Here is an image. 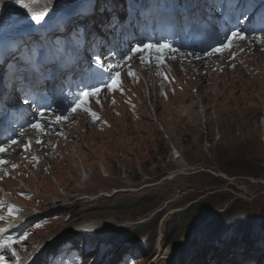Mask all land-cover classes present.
I'll list each match as a JSON object with an SVG mask.
<instances>
[{
	"label": "rangeland",
	"instance_id": "1",
	"mask_svg": "<svg viewBox=\"0 0 264 264\" xmlns=\"http://www.w3.org/2000/svg\"><path fill=\"white\" fill-rule=\"evenodd\" d=\"M246 37L235 39L233 46H245ZM252 56L253 70L246 63H252L249 55L245 63L221 73L220 65L213 71L214 65L204 60L184 65L189 71L211 69L191 83L196 93L174 89L161 95L147 77L150 93L141 81L136 113L122 104L116 111L106 105L112 125H78L60 143L62 155L49 158L55 172L33 170L9 181L49 191L43 208H55L60 219L50 227L53 232L40 236L74 232L89 220L123 222L124 228L113 230L118 234L112 240H122L114 243L115 253L150 236L152 218L161 215L156 239L165 236L167 244L158 246L161 239L143 244L144 259L137 264H205L202 260L210 261L206 249L218 253L216 262L251 258L260 264L264 254L252 242L264 230L263 49ZM247 164L251 169L243 168ZM254 168L260 170L258 176L247 173ZM75 196L83 200L76 204ZM228 215L235 221L230 227L225 224ZM209 223L215 227L209 229ZM231 231L238 238L233 251L226 245Z\"/></svg>",
	"mask_w": 264,
	"mask_h": 264
},
{
	"label": "snow or ice",
	"instance_id": "2",
	"mask_svg": "<svg viewBox=\"0 0 264 264\" xmlns=\"http://www.w3.org/2000/svg\"><path fill=\"white\" fill-rule=\"evenodd\" d=\"M17 2H19V0H17ZM39 19H43V17H40ZM233 37H237L238 34L233 33L232 34ZM239 38L243 39L242 36H240ZM231 46V42L229 41L228 43H225L222 45V47H218L215 49L216 52H220L223 49H227ZM171 50V46L167 45V44H157V45H152V44H148V45H144L143 47H137L136 49H129V52H155L157 55V58H160L163 55L164 50ZM130 58V57H129ZM143 59V57H142ZM129 75H133V73L130 71ZM119 76L120 73L116 72L114 75L113 74H109L108 75V79L107 80H102L99 83L105 87H109L111 89H119L120 88V81H119ZM100 91V87L98 86H89V90L85 91L83 93V98L81 99V97H78L77 100L81 101L80 103H77L75 107H73V111H76L77 107H81L83 104L87 103V98L89 96H95L98 92ZM87 111H91L90 109H86ZM41 118H43V113H40ZM93 116H95V113H92ZM63 117H57V120L59 121L60 119H62ZM31 127L34 129H40L43 127L42 124H40L39 121H37L36 123L31 124ZM39 142V141H38ZM13 143H16V141H13ZM6 151V149L2 146H0V152H4ZM7 163V161H3L0 160V164H5ZM13 167H16L15 165H13ZM14 208V206H9V213L10 215L12 214V209ZM0 219H3V217H0ZM8 242H6L7 244Z\"/></svg>",
	"mask_w": 264,
	"mask_h": 264
},
{
	"label": "bare ground",
	"instance_id": "3",
	"mask_svg": "<svg viewBox=\"0 0 264 264\" xmlns=\"http://www.w3.org/2000/svg\"><path fill=\"white\" fill-rule=\"evenodd\" d=\"M23 1H25V0H19V2H15L17 4L13 5L10 9H12V10H20L21 9L20 8L21 7L20 6V3H22ZM9 11H10L9 9L4 10L3 11V15H8L9 14ZM247 40H248V38H247ZM178 156H180V155H178ZM107 176H108V174H107ZM74 198L76 199V202L79 199L80 200L83 199L82 196H77V197L75 196ZM119 224H121V225H119ZM125 224L126 223H123V222L114 223L112 221L111 222H107V221H101V220H89V221H85V222H82V223L77 224L76 225V228H74V230L77 233H80V234H84L85 233L86 234V232H89V230L93 229L94 227H95V229L98 228V227H100L99 229L102 230V232L107 231L108 235L111 236V235L118 234V233H116V231H113V230L122 229V228H124V226H122V225H125ZM226 240H227V242H226L227 248H229V250L233 251L234 250V247L233 246H234L235 243L232 244L228 238ZM125 241H132V240L131 239L130 240L129 239H126ZM255 241H257V244H258L257 247H259V253L260 254H264V230L261 231V233L258 234L257 237H255V239L253 240L252 243H254ZM259 241H261V243ZM235 255L237 256L236 252H235Z\"/></svg>",
	"mask_w": 264,
	"mask_h": 264
},
{
	"label": "trees",
	"instance_id": "4",
	"mask_svg": "<svg viewBox=\"0 0 264 264\" xmlns=\"http://www.w3.org/2000/svg\"><path fill=\"white\" fill-rule=\"evenodd\" d=\"M243 168L244 169H251V165L250 164H247V165H244L243 166ZM229 169V168H228ZM228 169H227V171H228ZM256 168H254L253 170H248L247 171V173H249V174H251V175H253V176H258L259 175V172L258 171H260V170H257V171H254ZM160 218H161V215H158V216H156V217H154V218H152V222H153V226L155 227V230H154V232L150 235V238H149V241H153L154 239H155V236H156V234H157V227H158V225H159V222H160ZM233 218H234V216H233ZM226 222H225V224H226V226H228L229 225V227H230V225L232 224V223H234L235 221H232V219L230 218V216L228 215L227 217H226ZM143 226V225H142ZM225 226V227H226ZM211 227L212 228H214L215 227V224H212V223H209V229H211ZM215 229H217V228H215ZM231 230V229H230ZM209 231H211V230H209ZM213 231V230H212ZM211 233V232H210ZM231 233H233V231H231V232H229V235H228V239L230 240V242L232 243V244H234L235 243V241L238 239L236 236H232V235H230ZM238 234V233H237ZM258 235H256V236H254L253 238H255V237H257ZM249 237H246V239H248ZM252 238V237H251Z\"/></svg>",
	"mask_w": 264,
	"mask_h": 264
}]
</instances>
